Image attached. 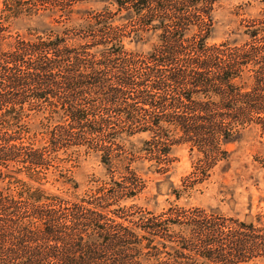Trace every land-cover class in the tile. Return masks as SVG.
I'll return each instance as SVG.
<instances>
[{"label":"trees","instance_id":"1","mask_svg":"<svg viewBox=\"0 0 264 264\" xmlns=\"http://www.w3.org/2000/svg\"><path fill=\"white\" fill-rule=\"evenodd\" d=\"M222 1L0 0V264H264L217 209L140 216L112 169L137 175L142 135L166 174L175 146L226 152L264 122V0L212 43ZM91 156L106 174L81 191L71 164Z\"/></svg>","mask_w":264,"mask_h":264},{"label":"rangeland","instance_id":"2","mask_svg":"<svg viewBox=\"0 0 264 264\" xmlns=\"http://www.w3.org/2000/svg\"><path fill=\"white\" fill-rule=\"evenodd\" d=\"M76 6L104 7L95 2L77 3ZM260 8L257 3L249 6L247 0H223L215 13L217 27L211 42L236 39L232 33L243 29V21L258 15ZM14 28H22V25L16 24ZM150 48L148 44L139 45L136 49L147 52ZM147 119H143L141 124ZM145 139L148 145L141 143ZM133 143L139 152L133 166L137 175L131 177L126 174L123 169L127 165L122 162L115 161L112 169L116 179L121 180L124 176L135 183L137 199L129 205L134 204L140 216L151 217L152 212L160 215L175 207L191 213L201 211L204 215H212L217 209L216 216L229 226L225 232L233 233L235 238L245 233L258 237L255 240L260 243L264 241V122L252 124L238 141L224 146L223 151L226 152L191 151L186 144L175 146L166 174L156 171L151 139L142 135ZM83 158L75 166L71 164V179L80 185L81 191L91 188L93 181L104 179L106 174L96 156ZM175 191H178L180 199H177ZM250 223L256 225L252 230L241 226Z\"/></svg>","mask_w":264,"mask_h":264}]
</instances>
